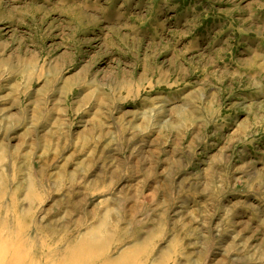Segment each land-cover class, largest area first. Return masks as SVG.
<instances>
[{
  "label": "rangeland",
  "instance_id": "rangeland-1",
  "mask_svg": "<svg viewBox=\"0 0 264 264\" xmlns=\"http://www.w3.org/2000/svg\"><path fill=\"white\" fill-rule=\"evenodd\" d=\"M0 264H264V0H0Z\"/></svg>",
  "mask_w": 264,
  "mask_h": 264
}]
</instances>
